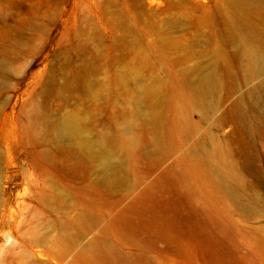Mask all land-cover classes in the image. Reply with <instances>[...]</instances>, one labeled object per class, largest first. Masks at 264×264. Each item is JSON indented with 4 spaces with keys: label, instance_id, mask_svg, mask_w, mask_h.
I'll use <instances>...</instances> for the list:
<instances>
[{
    "label": "rangeland",
    "instance_id": "rangeland-1",
    "mask_svg": "<svg viewBox=\"0 0 264 264\" xmlns=\"http://www.w3.org/2000/svg\"><path fill=\"white\" fill-rule=\"evenodd\" d=\"M151 1L0 0V264H264V72L228 42L245 8Z\"/></svg>",
    "mask_w": 264,
    "mask_h": 264
},
{
    "label": "bare ground",
    "instance_id": "bare-ground-1",
    "mask_svg": "<svg viewBox=\"0 0 264 264\" xmlns=\"http://www.w3.org/2000/svg\"><path fill=\"white\" fill-rule=\"evenodd\" d=\"M153 1H151V3H154ZM231 2L236 6L244 7L245 11L239 12L236 10L237 14L235 15V21L238 25V30L234 34L230 33L228 36V42H238V52L242 53V56L250 69L255 73H262L264 72V35L261 34V32H257L259 30L255 28L252 22L258 21L261 17V10H263L262 7H264V0H231ZM248 19H250V24H248ZM201 81L205 84H209V87L206 91V96L213 95L214 89L220 85V78L214 72L203 75L201 77ZM262 89H264V82H262L256 88V90ZM240 105V101L234 104L233 110L238 112L242 110ZM56 131L59 138L70 141H82L84 145L87 146V149L92 151L94 143L87 139L85 133L76 120L65 119L61 121L56 126ZM92 156L95 160L99 161L100 167L102 169H107L111 164L109 157L101 150L98 152H93ZM4 202L6 206L10 205L11 196L9 195L8 198L4 200ZM1 217L2 220L0 222L7 224L10 229L12 225L16 223V221L11 218V211H5ZM22 223L25 224L26 220L23 219L22 221H18V224ZM34 252L40 258V264H45V261L49 262L50 264H61L60 261L54 257V253H49L48 251L40 248Z\"/></svg>",
    "mask_w": 264,
    "mask_h": 264
}]
</instances>
